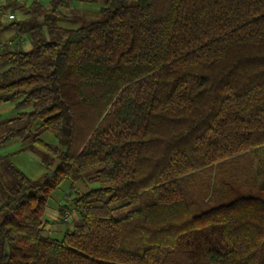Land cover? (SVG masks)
Here are the masks:
<instances>
[{
	"label": "trees",
	"instance_id": "1",
	"mask_svg": "<svg viewBox=\"0 0 264 264\" xmlns=\"http://www.w3.org/2000/svg\"><path fill=\"white\" fill-rule=\"evenodd\" d=\"M74 2L33 0L0 48V103L30 106L0 120V145L41 148L46 170L34 181L0 155V264H264L251 158L264 148V0H104L100 20L61 27ZM227 161L231 174H199ZM63 180L76 214L55 239L44 213Z\"/></svg>",
	"mask_w": 264,
	"mask_h": 264
},
{
	"label": "rangeland",
	"instance_id": "2",
	"mask_svg": "<svg viewBox=\"0 0 264 264\" xmlns=\"http://www.w3.org/2000/svg\"><path fill=\"white\" fill-rule=\"evenodd\" d=\"M33 0H0V6H3L5 14L13 13V19H7L6 17L1 18L2 30L0 31V48L9 47V42H16V33L8 29L7 26L12 21H21L24 18L23 9L27 7ZM41 4L47 6L48 0H38ZM73 6L76 8L75 12H69L65 10V16L58 19V24L65 28H75L80 25H86L92 21L100 20L101 14L99 12L100 8L104 6V0H97L96 2H90L88 0H75ZM25 10V9H24ZM22 42V46L25 50L30 49L29 41L26 37L19 39ZM10 66L8 61L0 60V72L7 69ZM30 106H25L21 108H15L13 102L0 103V120L7 119L16 112L27 111ZM39 120H36L33 124V128H37L36 133L39 137L53 145L58 143L57 139L48 131L38 128ZM2 130H0L1 132ZM42 150L36 146H29L28 144H23L19 138H13L0 145V155H7L9 160L26 176L34 181H43L46 174V170L41 163ZM254 163V169L260 174H264V148L260 149L256 153L251 155ZM250 158V159H251ZM244 161L242 160V163ZM246 163V162H245ZM231 168L230 161L225 163H220L217 166L210 167L199 174L203 176H214L218 175L226 176L230 170V174L233 170ZM90 175L89 172L84 174V178ZM95 187V183H82L76 184L74 190L83 192L88 188ZM73 190L70 188V183L68 180H63L60 185L54 189L47 200L44 217L48 220L49 225L45 228L47 234L51 238L61 239L66 229H70L72 222L65 221L60 218L59 207L61 205L64 207L66 212H71V218L75 216V212L70 205L68 199L72 197Z\"/></svg>",
	"mask_w": 264,
	"mask_h": 264
},
{
	"label": "built area",
	"instance_id": "3",
	"mask_svg": "<svg viewBox=\"0 0 264 264\" xmlns=\"http://www.w3.org/2000/svg\"><path fill=\"white\" fill-rule=\"evenodd\" d=\"M4 17H6L7 19H13L14 15L12 13L5 14L4 11H0V19ZM71 215H72L71 212H64L63 215H60V218L70 222V220H72Z\"/></svg>",
	"mask_w": 264,
	"mask_h": 264
},
{
	"label": "crops",
	"instance_id": "4",
	"mask_svg": "<svg viewBox=\"0 0 264 264\" xmlns=\"http://www.w3.org/2000/svg\"><path fill=\"white\" fill-rule=\"evenodd\" d=\"M48 1H49V0H48ZM24 8H25V7H24ZM24 11H25V10L23 9V13H24ZM12 14H13V13H12Z\"/></svg>",
	"mask_w": 264,
	"mask_h": 264
}]
</instances>
